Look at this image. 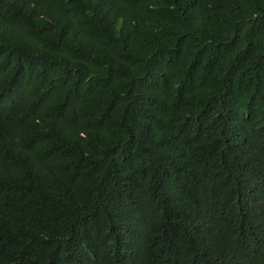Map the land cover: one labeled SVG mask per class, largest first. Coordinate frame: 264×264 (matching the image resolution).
I'll list each match as a JSON object with an SVG mask.
<instances>
[{
    "label": "trees",
    "instance_id": "trees-1",
    "mask_svg": "<svg viewBox=\"0 0 264 264\" xmlns=\"http://www.w3.org/2000/svg\"><path fill=\"white\" fill-rule=\"evenodd\" d=\"M0 264H264V0H0Z\"/></svg>",
    "mask_w": 264,
    "mask_h": 264
}]
</instances>
